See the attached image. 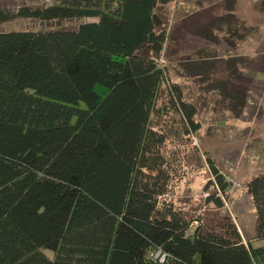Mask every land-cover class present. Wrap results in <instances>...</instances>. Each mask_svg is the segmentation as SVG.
Instances as JSON below:
<instances>
[{"label":"trees","instance_id":"1","mask_svg":"<svg viewBox=\"0 0 264 264\" xmlns=\"http://www.w3.org/2000/svg\"><path fill=\"white\" fill-rule=\"evenodd\" d=\"M173 1L0 5V22L97 18L0 31V264H264V244L245 240L229 217H188L166 200L182 161L168 155L153 115L163 112L164 6ZM170 91L165 113L174 109L191 138L197 108L176 83ZM207 164L208 199L222 207L231 183ZM247 189L263 241L264 174Z\"/></svg>","mask_w":264,"mask_h":264},{"label":"rangeland","instance_id":"2","mask_svg":"<svg viewBox=\"0 0 264 264\" xmlns=\"http://www.w3.org/2000/svg\"><path fill=\"white\" fill-rule=\"evenodd\" d=\"M51 1L0 0V5L17 11L24 5L44 6ZM239 3L237 7L236 0H174L164 6L168 40L160 63L167 76L157 104L163 112L153 117L158 128L167 133L168 155L176 154L182 161L166 200L188 217L200 216L215 222H225L229 217L245 240L260 245L264 240H255L258 216L247 183L264 174V24L259 25V20H264V0ZM236 7L237 13L246 14L249 21H228L233 15L225 8ZM257 9L263 14L258 15ZM92 20L97 18L41 21L16 17L0 22V31L76 28L81 22ZM231 27L240 34L230 36ZM208 28H214L213 39L205 36ZM231 62L238 69H233ZM199 67L203 73L191 75L192 68ZM174 83L197 108L194 119L200 129L191 138L183 134L182 120L174 109L165 113ZM207 157L214 160L231 183L226 194L220 192L222 207L208 199L216 188L210 183L214 176ZM196 225L194 222L192 230Z\"/></svg>","mask_w":264,"mask_h":264},{"label":"crops","instance_id":"3","mask_svg":"<svg viewBox=\"0 0 264 264\" xmlns=\"http://www.w3.org/2000/svg\"><path fill=\"white\" fill-rule=\"evenodd\" d=\"M236 1H238V4H237V7H239L240 6V3H239V0H236ZM250 3V2H249ZM231 8V9H226L225 8V11L227 12V13H229L230 11L229 10H231V13L230 14H232L233 15V17L232 16H230V17H232V18H228V21L229 22H231L232 20H234V19H242L243 20V22H246V20L247 21H249V19L247 18V15L246 14H244V13H237V11L239 10V8ZM253 14H254V12H253ZM257 14L258 15H262L263 14V10H259V9H257ZM227 17H229V16H227ZM225 20V19H224ZM260 22H259V25H260V27H261V25L262 24H264V20L263 19H260L259 20ZM225 22V21H224ZM245 24V23H244ZM246 25V24H245ZM246 26H251V25H246ZM254 26V25H253ZM236 27V26H235ZM259 32V30L257 31V33ZM207 35H206V32H205V36L207 37V38H209V39H213V36L216 34V33H214V28H208V30H207ZM240 34V33H239ZM229 35H230V32H229ZM231 36V35H230ZM228 39H230V37L228 38ZM229 41H231V39L229 40ZM231 42H233V41H231ZM262 42V40L259 42V43H261ZM232 65H233V69H238L237 68V65L235 64V63H232ZM200 68V67H199ZM199 71V69L197 68L196 70L195 69H193L192 68V70H191V75H200V74H197V72ZM201 71L203 72V69H202V67H201ZM228 71H229V69H228ZM238 71V70H237ZM230 72V71H229ZM47 253H48V255L50 256V257H53V253L51 252V251H47Z\"/></svg>","mask_w":264,"mask_h":264},{"label":"built area","instance_id":"4","mask_svg":"<svg viewBox=\"0 0 264 264\" xmlns=\"http://www.w3.org/2000/svg\"><path fill=\"white\" fill-rule=\"evenodd\" d=\"M155 258L163 261L165 259V254H162L161 251H157V253L155 254Z\"/></svg>","mask_w":264,"mask_h":264}]
</instances>
